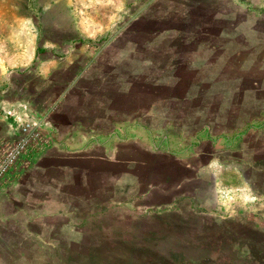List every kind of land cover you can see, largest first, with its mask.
I'll use <instances>...</instances> for the list:
<instances>
[{
  "label": "rangeland",
  "instance_id": "obj_1",
  "mask_svg": "<svg viewBox=\"0 0 264 264\" xmlns=\"http://www.w3.org/2000/svg\"><path fill=\"white\" fill-rule=\"evenodd\" d=\"M73 107L140 115L141 187L3 218L0 264H264V0H0V155Z\"/></svg>",
  "mask_w": 264,
  "mask_h": 264
},
{
  "label": "crops",
  "instance_id": "obj_2",
  "mask_svg": "<svg viewBox=\"0 0 264 264\" xmlns=\"http://www.w3.org/2000/svg\"><path fill=\"white\" fill-rule=\"evenodd\" d=\"M107 110L108 114L99 115L89 108L73 107L60 112L65 120L54 122L44 113L38 148L0 181V220H18L39 235L46 231L61 234L71 231L73 217L65 208L72 206L69 202H107L111 196L104 194L111 190L125 198L130 196L131 180L141 187L138 177L146 151L139 139L141 117L122 112L116 124ZM13 131L14 140V127ZM232 144L233 140L231 148ZM29 161L32 166H26Z\"/></svg>",
  "mask_w": 264,
  "mask_h": 264
},
{
  "label": "built area",
  "instance_id": "obj_3",
  "mask_svg": "<svg viewBox=\"0 0 264 264\" xmlns=\"http://www.w3.org/2000/svg\"><path fill=\"white\" fill-rule=\"evenodd\" d=\"M14 128L15 139L0 155V181L11 168L38 148L39 126L35 121L24 118L15 122Z\"/></svg>",
  "mask_w": 264,
  "mask_h": 264
}]
</instances>
